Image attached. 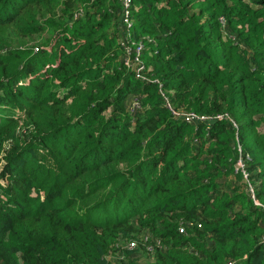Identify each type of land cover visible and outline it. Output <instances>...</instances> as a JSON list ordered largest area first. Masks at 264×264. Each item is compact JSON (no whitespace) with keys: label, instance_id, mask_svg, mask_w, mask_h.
Masks as SVG:
<instances>
[{"label":"trees","instance_id":"trees-1","mask_svg":"<svg viewBox=\"0 0 264 264\" xmlns=\"http://www.w3.org/2000/svg\"><path fill=\"white\" fill-rule=\"evenodd\" d=\"M132 4L0 0V264H264V0Z\"/></svg>","mask_w":264,"mask_h":264},{"label":"built area","instance_id":"built-area-1","mask_svg":"<svg viewBox=\"0 0 264 264\" xmlns=\"http://www.w3.org/2000/svg\"><path fill=\"white\" fill-rule=\"evenodd\" d=\"M119 2L122 6L123 23L127 27H131L133 24L132 22H133V14H134L132 0H119ZM142 51L143 50H142L141 45L138 46L135 50L131 47H128L126 49L125 58L127 59V63L130 64L128 66L138 67L137 71H142V69L144 68L142 62L140 61V55H141ZM132 54H136V56H137L135 58L134 62L131 61ZM131 106L132 107L137 106V103H134V101H133ZM167 106L173 112V114L175 115L176 118L183 117L184 120L188 123H194L195 121H198V120L205 122L207 120L206 118L196 117L193 114L181 113L179 111H176L171 107V105L169 103L167 104ZM251 192L253 194V190H251ZM263 244H264V242H263ZM131 246H134V244H132Z\"/></svg>","mask_w":264,"mask_h":264},{"label":"rangeland","instance_id":"rangeland-1","mask_svg":"<svg viewBox=\"0 0 264 264\" xmlns=\"http://www.w3.org/2000/svg\"><path fill=\"white\" fill-rule=\"evenodd\" d=\"M45 38H48V35H45V36H43V37H40V38H39L40 40H37V41H36L37 43L33 44V45H36V46H40V51H41V44H39V43H40L43 39H45ZM24 83L28 84V83H29V82H28V79H25V80H24ZM258 132H260L261 134L264 133V126H263V125L258 127Z\"/></svg>","mask_w":264,"mask_h":264}]
</instances>
